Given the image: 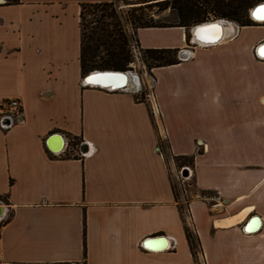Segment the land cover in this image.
Here are the masks:
<instances>
[{"label":"crops","instance_id":"crops-1","mask_svg":"<svg viewBox=\"0 0 264 264\" xmlns=\"http://www.w3.org/2000/svg\"><path fill=\"white\" fill-rule=\"evenodd\" d=\"M111 2L0 0V104L23 105L19 124L0 125L1 258L196 264L171 178L177 165L157 151L160 129L174 158L194 159L184 195L205 263L264 264V59L256 52L264 26L239 25L227 40L193 44L188 59L154 68L153 101L84 82L82 4ZM135 37L143 50L189 46L183 27ZM65 138L71 143L56 152Z\"/></svg>","mask_w":264,"mask_h":264},{"label":"trees","instance_id":"trees-1","mask_svg":"<svg viewBox=\"0 0 264 264\" xmlns=\"http://www.w3.org/2000/svg\"><path fill=\"white\" fill-rule=\"evenodd\" d=\"M17 4L19 0H11ZM152 2V3H151ZM264 0H147L146 5L141 3H128L130 8V23L136 30L141 28L183 27L187 31L188 45L191 40V28L208 22L211 19H225L239 24L242 27L255 25L250 18V10ZM157 8L156 12L145 14V11ZM92 9L99 10L100 16L88 21ZM169 11L167 16H160ZM95 15V14H94ZM121 14L115 7V2L82 4L81 9V68L83 75L94 71H130L132 63L128 47V38L120 32ZM110 19L108 23L106 20ZM92 25L91 27H89ZM112 27V29H111ZM89 29V34L87 31ZM144 63L149 71L162 66L180 63L178 49H148L144 50ZM177 168L192 167V157H175ZM176 199L180 193L174 187ZM187 238L189 240L196 264H199L201 253L198 239L189 225L181 206ZM1 228V224H0Z\"/></svg>","mask_w":264,"mask_h":264},{"label":"built area","instance_id":"built-area-1","mask_svg":"<svg viewBox=\"0 0 264 264\" xmlns=\"http://www.w3.org/2000/svg\"><path fill=\"white\" fill-rule=\"evenodd\" d=\"M256 23H258V22H256ZM129 50H130L133 62H134V60L142 61L143 66H144L145 65V63H144V60H145L144 50L139 46L135 36H134V38H132L129 41ZM101 88H103V87H101ZM104 89H106L107 91H116L112 88H104ZM119 90H121V89H119ZM147 98L155 101L154 95H151L150 97H147ZM152 110H153L154 115L159 114V110L156 107V105L152 106ZM22 116H23V105L19 99H9V100H5V101L1 102V104H0V125L5 130L11 129V128L15 127L17 124H19L22 120ZM158 132H159V143L157 146V151L166 159L167 164L170 167L176 166L175 158L170 153H168L165 149V143L167 141L166 131L158 129ZM70 143H71L70 140L68 138H65L64 148L66 146L68 147V145ZM202 147H203V149H205V145L203 144V142H198L197 149L201 150ZM170 172H171V178L173 181V186L176 189H177V182L181 186V183H183L185 181H189L193 177V171H192L191 167H187V166L182 167L180 169H176V168L174 170L170 169ZM181 196H182V199H183L185 205H187V201L185 199L184 192H182ZM197 197L199 199L203 200L204 202H207V203H211V202L219 199L218 194H215L213 196L208 195V194H199V195H197ZM0 221H2V220H0ZM202 258H203V256H202ZM203 261H204L203 264H206L204 258H203ZM0 264H14V263L9 261V260L2 259L1 254H0Z\"/></svg>","mask_w":264,"mask_h":264},{"label":"rangeland","instance_id":"rangeland-1","mask_svg":"<svg viewBox=\"0 0 264 264\" xmlns=\"http://www.w3.org/2000/svg\"><path fill=\"white\" fill-rule=\"evenodd\" d=\"M145 1H147V0H117V2H115V7H116L117 11L122 16L121 17V19H122L121 27H118V29L120 30V32H122L128 38V47L126 49L127 52L128 51L130 52V50H129V41L132 38H134L135 31H136L134 26L130 23V14H131V11H130L131 9L130 8L132 7V5H128V3H141L143 5H146ZM156 10H157V8H153L152 11L147 9L145 11V14L149 15L150 13L156 12ZM92 12L93 13H91L90 15H87V20L88 21L93 20L95 17H99L100 14H101L99 10L92 9ZM168 14H169V11L161 14L160 16H167ZM213 20H218V19H211L210 21H213ZM106 21L109 23L110 19H107ZM236 25H239V24L236 23ZM91 26L92 25H90L89 27H91ZM255 26L256 27H261V26H264V23H257ZM111 29H112V27H111ZM256 32L259 33V34L264 35V30H259V31H256ZM248 33L250 35L254 34L252 32H248ZM87 34H89V29L87 31ZM191 40H192V36H191ZM191 40H190L189 46L192 47L193 44L191 43ZM191 47L189 48L190 50L192 49ZM178 58H179V54H178ZM129 66L132 68L130 71H132L133 73L139 75L141 77V79H142L143 90L140 91V92H137V94H139V97L144 99L146 97H150L151 95H154V84H155V82H154V76H153L152 71H149L147 69L146 65H144L145 66L144 67L142 61L134 60V62H133V59H132V63ZM165 149L169 153L166 143H165ZM175 163H176V161H175ZM193 183H194L193 177L189 181H185V182L181 183V186L177 182V190H178V192L180 194H182V192L186 193L188 191V189L190 190V189L193 188V187L190 186V185H193ZM184 212H185V215H186V219H187L189 225L191 226L189 214L187 212V207H186L185 203H184ZM203 262L204 261H203V258L201 256V253H199V264H203Z\"/></svg>","mask_w":264,"mask_h":264},{"label":"bare ground","instance_id":"bare-ground-1","mask_svg":"<svg viewBox=\"0 0 264 264\" xmlns=\"http://www.w3.org/2000/svg\"><path fill=\"white\" fill-rule=\"evenodd\" d=\"M260 9L261 8L258 7L254 11L255 17H257V12ZM260 15L261 17H264V13H260ZM260 19H264V18H260ZM258 21H259L258 23H264V20H258ZM229 22H230L229 26H226V27H223V25L225 24L223 19L208 21V22L198 25V27L195 29V32H197V36H195V40L199 37H202L204 39L210 38V37L212 38L213 36L219 37V36H222V33H225V35H230L232 32H234V28L236 24L232 21H229ZM201 29H206V31L202 32ZM224 30L226 32H224ZM200 43L202 46H204L203 44L204 42L200 40ZM262 43H260V45ZM263 48L262 50H264ZM262 50H260V53L262 52ZM97 71L98 72H95L92 76L88 77L89 81L101 83L102 85H114L118 87H126L130 90L136 89L139 85L135 73H129V74L125 73L126 76H124V75L106 74L107 72L110 73V72H115V71H99V70ZM116 72H121V71H116ZM60 147H61V144L58 145V147H56L55 149L57 150Z\"/></svg>","mask_w":264,"mask_h":264},{"label":"water","instance_id":"water-1","mask_svg":"<svg viewBox=\"0 0 264 264\" xmlns=\"http://www.w3.org/2000/svg\"><path fill=\"white\" fill-rule=\"evenodd\" d=\"M264 8V2H262V3H259V4H257L256 6H254L251 10H250V18L252 19V21H254V22H259L258 20H264V19H258L257 17H255L254 16V11L256 10V8ZM224 20V22H225V24L223 25V27H226V26H229V20H225V19H223ZM236 24V23H235ZM198 27V25H196V26H194L192 29H191V36H192V40H191V43L192 44H195L196 46H198V45H201V43H200V40L202 41V42H204L203 44L205 45V46H209V45H215V44H218V43H220V42H222V41H224V40H227L228 38H230V37H232L235 33H236V31H237V29L239 28V25H235V28H234V32H232L230 35H225V33H222V36H219V37H210V38H206V39H204V38H202V37H199V38H197L196 40H195V36H197V32H195V29ZM224 32H226L225 30H224ZM191 46H187V48H185V49H183L181 52H180V54H179V58L181 59V60H185V59H188L189 57H190V55H191V50L189 49ZM192 47H194V45L192 46ZM191 47V48H192ZM264 47V42L260 45V46H258L257 47V49H256V52H257V54L261 57V58H264V56L260 53V50H262V48ZM264 49V48H263ZM95 72H98V71H94V72H91V73H89V74H87L86 76H85V79H84V82L86 83V84H88V85H93V86H99V87H103V88H112V89H114V90H119V89H121V90H130V89H128V88H126V87H118V86H114V85H102L101 83H97V82H92V81H89V79H88V77L89 76H92ZM125 73L126 74H129V73H133L132 71H126V72H107L106 74H110V75H124V76H126L125 75ZM101 75H103V74H101ZM136 77H137V81H138V87L136 88V89H132V90H130V91H132V92H139V91H142L143 90V83H142V79H141V77L139 76V75H137L136 74ZM56 136H58L60 139H62V137H61V135H56ZM64 145L65 144H62L61 145V147L59 148V149H57L56 150V152H62L63 151V149H64ZM4 216H5V210H4V207L1 205V203H0V220H3L4 219Z\"/></svg>","mask_w":264,"mask_h":264},{"label":"snow or ice","instance_id":"snow-or-ice-1","mask_svg":"<svg viewBox=\"0 0 264 264\" xmlns=\"http://www.w3.org/2000/svg\"><path fill=\"white\" fill-rule=\"evenodd\" d=\"M260 13H264V8H261L258 12H257V18L260 19V18H264V17H261ZM201 31H206V29H201ZM262 55H264V50H262L261 52ZM247 231H252L253 229L250 227L248 229H246Z\"/></svg>","mask_w":264,"mask_h":264}]
</instances>
